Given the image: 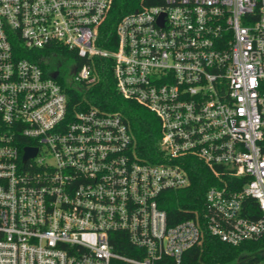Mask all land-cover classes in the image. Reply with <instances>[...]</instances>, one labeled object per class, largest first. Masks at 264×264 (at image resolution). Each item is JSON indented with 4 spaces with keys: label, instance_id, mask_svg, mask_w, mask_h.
Returning <instances> with one entry per match:
<instances>
[{
    "label": "built area",
    "instance_id": "obj_1",
    "mask_svg": "<svg viewBox=\"0 0 264 264\" xmlns=\"http://www.w3.org/2000/svg\"><path fill=\"white\" fill-rule=\"evenodd\" d=\"M112 1L0 0V264H185L208 234L264 235V0H162L124 16L107 49ZM60 49L70 85L112 60L119 93L159 119L155 161L119 114L70 111L48 67ZM194 160L215 183L171 224L163 194L191 184Z\"/></svg>",
    "mask_w": 264,
    "mask_h": 264
},
{
    "label": "trees",
    "instance_id": "obj_2",
    "mask_svg": "<svg viewBox=\"0 0 264 264\" xmlns=\"http://www.w3.org/2000/svg\"><path fill=\"white\" fill-rule=\"evenodd\" d=\"M161 2L162 0H113L109 17L100 32L98 41L100 46L115 49L118 22L143 6ZM56 53L48 64V67L53 69L59 68L69 56L64 49ZM80 61L82 63L83 60ZM94 61L95 81L67 85L65 88L70 111L95 107L104 112L119 114L129 127L135 154L145 160L155 161L161 134L158 117L146 106L119 93L111 59L97 57ZM188 170L191 179L188 187L168 190L163 194L162 206L168 212L171 224L192 217V210L201 207L207 189L215 183L210 170L198 160H194ZM248 202L250 208L258 212L256 201L249 199ZM184 263L264 264V235L259 239L245 241L235 246L208 234L202 244L193 247L185 254Z\"/></svg>",
    "mask_w": 264,
    "mask_h": 264
},
{
    "label": "rangeland",
    "instance_id": "obj_3",
    "mask_svg": "<svg viewBox=\"0 0 264 264\" xmlns=\"http://www.w3.org/2000/svg\"><path fill=\"white\" fill-rule=\"evenodd\" d=\"M74 63L73 59H69L65 61L61 66H60V72H61V77H63L64 82L67 85H70L71 82V65Z\"/></svg>",
    "mask_w": 264,
    "mask_h": 264
},
{
    "label": "water",
    "instance_id": "obj_4",
    "mask_svg": "<svg viewBox=\"0 0 264 264\" xmlns=\"http://www.w3.org/2000/svg\"><path fill=\"white\" fill-rule=\"evenodd\" d=\"M57 73H55L53 76L55 77ZM36 149H31V148H27V153L25 156V159H27L28 157L34 156L36 153Z\"/></svg>",
    "mask_w": 264,
    "mask_h": 264
}]
</instances>
